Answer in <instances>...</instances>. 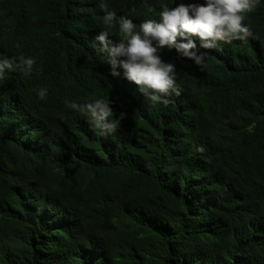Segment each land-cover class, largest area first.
<instances>
[{"label":"trees","instance_id":"trees-1","mask_svg":"<svg viewBox=\"0 0 264 264\" xmlns=\"http://www.w3.org/2000/svg\"><path fill=\"white\" fill-rule=\"evenodd\" d=\"M179 2L0 0V61L35 60L0 79V264H264V0L203 64L163 53L168 105L97 51ZM100 98L127 113L115 134L65 106Z\"/></svg>","mask_w":264,"mask_h":264},{"label":"clouds","instance_id":"clouds-1","mask_svg":"<svg viewBox=\"0 0 264 264\" xmlns=\"http://www.w3.org/2000/svg\"><path fill=\"white\" fill-rule=\"evenodd\" d=\"M259 0H181L175 7H162L159 19H148L139 25L121 16L118 20L123 40H113L108 31H100L95 40L97 51L107 55L110 75L123 78L137 87V91L153 103L168 105L170 97L181 94L176 83L177 69L174 62H166L165 51H175L180 58L191 60L196 65L205 62L207 53L202 49H215L220 43L230 44L233 40H245L252 36L251 29L243 24L246 13L255 10ZM103 20L109 27L116 13L108 11ZM154 11V9H150ZM197 40L199 43H197ZM35 60L20 57V63L12 60L0 61V79L6 71L19 69L28 75ZM45 100L47 90L37 92ZM112 102L103 98L77 104L65 101V106L90 116V123L101 136L115 134L127 113H115Z\"/></svg>","mask_w":264,"mask_h":264}]
</instances>
